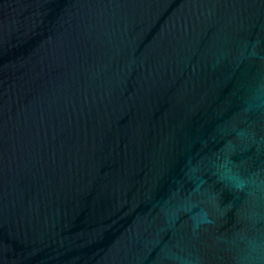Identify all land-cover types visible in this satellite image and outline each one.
<instances>
[{
    "label": "water",
    "instance_id": "obj_1",
    "mask_svg": "<svg viewBox=\"0 0 264 264\" xmlns=\"http://www.w3.org/2000/svg\"><path fill=\"white\" fill-rule=\"evenodd\" d=\"M0 264H264V0H0Z\"/></svg>",
    "mask_w": 264,
    "mask_h": 264
}]
</instances>
